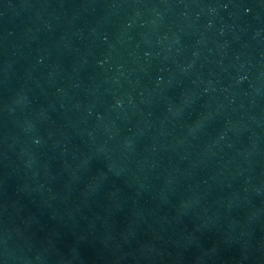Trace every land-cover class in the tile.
Segmentation results:
<instances>
[{
    "label": "water",
    "instance_id": "water-1",
    "mask_svg": "<svg viewBox=\"0 0 264 264\" xmlns=\"http://www.w3.org/2000/svg\"><path fill=\"white\" fill-rule=\"evenodd\" d=\"M0 264H264V0H0Z\"/></svg>",
    "mask_w": 264,
    "mask_h": 264
}]
</instances>
